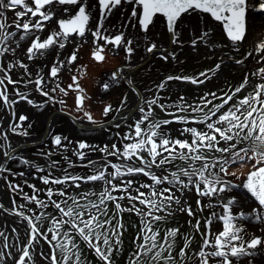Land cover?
Segmentation results:
<instances>
[{
	"label": "snow or ice",
	"instance_id": "1",
	"mask_svg": "<svg viewBox=\"0 0 264 264\" xmlns=\"http://www.w3.org/2000/svg\"><path fill=\"white\" fill-rule=\"evenodd\" d=\"M9 10L13 14L11 23L7 15ZM117 13L128 22L120 27L131 28L134 34L120 29L116 33L111 31L105 22L110 15ZM205 14L222 25L221 36L225 38L222 46L212 39L215 29L205 23ZM256 14L264 15V0H0V57L9 51L15 53L20 47L15 38L21 29L23 34L19 35V40L30 39V46L26 49L28 60L45 55L49 49H65L71 39L74 50L66 60L54 63L48 74L57 78L62 68L74 64L79 48L85 44L91 46V57L96 62H103L106 58L103 53L106 50L111 52L113 48L122 49L127 53L125 59H130L141 40L144 51L155 56L157 51H163L150 35L158 24L164 30L161 35H166L173 45H177L186 39L185 33L193 19L196 20L195 27L191 29L193 36L187 38L194 49L203 43L205 47H229L239 52L254 26ZM45 22H48L47 25ZM201 24H204L203 29ZM13 27L17 31H12ZM43 31L50 34L44 39L35 35ZM10 41L16 43L15 48L11 47ZM254 51L258 54L257 64L260 66L246 74L238 86L228 91L221 90L220 95L208 91L192 103L183 95L173 103L162 102L159 95L145 98L143 104L137 105L140 115L128 125L129 131L123 136L117 132L122 144H104L101 147L84 140L74 142L66 136L52 135L51 143L65 150L69 144H75L73 155L82 162L87 161L83 166L91 168L92 174L72 175L63 169V176L53 177L51 169L59 165V161H53L48 175L40 177L42 183L49 186L45 190L46 200L35 194H23L22 197L28 204L34 203L37 209H41L39 214L34 218L26 215L18 210L24 209V204L17 206L15 201L12 202V214L27 223V239L18 248L17 256L11 249L19 244L18 238L17 244L10 246L8 237L0 232L3 246L8 250L0 252V264H8L9 260L12 264H43L44 259L49 260L50 264H88L76 242L77 237L94 251L102 264H114V254L123 251L125 212L140 217L139 230L133 241L135 251L130 254L128 264H190L193 259H197L199 264H240L243 258L264 249V41L256 44ZM252 55V52H248L245 59ZM169 58L177 59L174 51H165L160 56L161 60ZM243 62L235 59L236 65ZM17 65L24 70L25 76L32 75L28 66L19 60L9 62L6 69L0 65V72L3 73L0 78V100L5 107L11 109L17 103L15 99L10 100L7 85L15 86L21 82L34 84L35 91L47 98L43 103L36 104L27 93L15 89L14 94L36 108H43L49 102L65 106L64 99L57 100L50 93L59 90L67 97L69 90H72L75 93L76 111L82 112L89 123L104 127L85 109V102L90 97L78 83L76 75L71 77L72 82L66 88L56 83L55 87L45 90V77L39 73H36L34 81L30 78L13 80L9 73ZM221 67L222 62L217 63L210 71L215 74ZM121 72L122 69L118 68L111 73L113 83L119 84L129 75L124 73L122 76ZM249 76L258 77L259 82L251 92L240 96L249 84ZM209 79L205 72L199 73V76L168 75L156 85V91H162L169 81L203 85ZM127 83L132 85L133 81L128 79ZM102 88L107 92L109 82H104ZM131 91L135 92V87ZM128 101L129 96L125 95L115 109L111 103H106L102 115L107 117L113 111L120 113L128 107ZM157 108L171 119H154ZM11 115L15 118V111ZM18 119L22 123L28 117L22 114ZM21 123L10 124L9 130L19 136H28V130L22 128ZM172 123L184 125L179 129L177 138H173L166 127ZM192 124L196 126H188ZM115 126L120 128L121 125L117 123ZM0 136L5 141V157L18 158L21 164L35 168L37 172L44 171L28 159L15 157V149L8 143L7 133L0 131ZM62 141L67 143L62 144ZM84 150L103 153L104 158L102 161L92 160ZM46 155L51 156L52 153ZM108 157H115L118 162L114 163ZM64 159L69 168L73 167L67 157ZM176 161L182 163L176 164ZM235 165L247 166L248 170L237 175L235 171H229ZM5 171L10 172L9 169L0 168V172ZM141 174L151 183L139 182L136 178ZM18 175L23 176L24 173ZM92 182H102V190L76 194L68 192L69 188L80 189L82 183ZM51 185L61 187L53 188ZM9 187L13 191L19 189V185L10 182ZM28 187L34 193L39 191L35 185L29 184ZM238 189L246 190L254 198L255 206L251 207L250 212L242 210L247 201H240L236 196H229L225 201L224 194ZM192 192L197 196L195 209L185 199ZM57 196L61 199H54ZM202 198H207L208 203L205 204ZM124 200L128 201L127 207L121 203ZM110 203L114 205V211L110 209ZM234 206H240L241 210L234 214ZM49 207L55 209L58 215L47 212ZM206 207L213 211L204 219L205 231L200 233L203 243L198 250L191 249L194 237H185L183 247L174 252L176 239L181 235L179 227L166 228L161 236L160 229L154 226L155 222H165L179 212L186 213L191 218L189 225L195 232H200L201 220L196 216L203 213ZM216 208H222V214L218 215ZM28 211L34 212V209L29 208ZM193 219L195 224H192ZM45 220L49 225L46 231L38 226ZM217 220L222 222V230L213 233L211 226ZM245 223L259 225L260 234L252 233L251 238L246 239ZM11 231L17 233L18 230L12 228ZM40 243H45L48 251H40L39 257H35L33 250ZM189 251H192V256H189Z\"/></svg>",
	"mask_w": 264,
	"mask_h": 264
},
{
	"label": "flooded vegetation",
	"instance_id": "2",
	"mask_svg": "<svg viewBox=\"0 0 264 264\" xmlns=\"http://www.w3.org/2000/svg\"><path fill=\"white\" fill-rule=\"evenodd\" d=\"M56 7L60 6L57 5ZM7 15L9 17V23H11L13 15L11 10H9ZM47 23L48 22H45L46 25ZM105 23L113 33H116L117 29L124 31L125 33H133L131 28L120 27L128 22L119 13L110 15ZM11 30L17 31L14 27ZM153 32L155 33L150 34L151 38L157 41L160 44V48L163 49V51H157L155 56L144 51L143 41L141 40L140 46L136 48L130 59H125L127 53L122 49L113 48L111 52L106 50L103 53L106 57L103 62H96L91 57V46L85 44L79 48L77 53L78 58L74 64L62 68L57 78H52L48 75L51 66L58 60H66V58L70 56L75 48L73 41L70 39L66 43L65 49H49L45 51V55H38L34 57L33 60H28L26 49L30 46V39L20 41L19 35L23 34V31L21 29L18 32L15 40L19 41L20 47L17 48L15 53L9 51L5 56L0 57V65L6 69L9 62L15 63L19 60L21 63L28 66V70L32 75L31 77L25 76L24 70L17 65L9 73L12 79L18 80L23 78V80H27L30 78L34 81L36 79V73H39L41 76L45 77V90H49L50 88L55 87L56 83H60L61 87L66 88L67 85L72 82L71 77L76 75L78 77V83L84 88L86 95L90 97V99L85 102V109L89 111L96 120L100 121L104 127L89 123L87 119L83 117L82 112L76 111L75 93L72 90H69V95L67 97L63 96L59 90L55 93H50L57 100L64 99L66 101L65 106H62L59 103L53 104L49 102L48 104H45L43 108H36L29 105L26 101H21L19 97L14 94V89L20 93H27L29 99H32L36 104H41L47 98L42 97L35 91L34 84L25 85L21 82L15 86L7 85L10 100L15 99L17 103L12 105L10 109L5 107L4 102L0 100V131H5L7 133L8 143L12 149H15L13 154L15 157L28 159L33 164L44 169L43 172H37L35 168L21 164L18 158L8 159L5 157L3 155L5 151L3 145L5 141L3 137L0 136V168L10 170V172H0V181L2 185L0 188V211L6 214L3 215L7 217L9 221L10 218L14 216V214H12L13 201H15L17 206L24 204L28 209L31 208L38 210L34 203L28 204L22 198L23 194H28L29 190H33L28 187L31 183H26L24 182L25 180L32 181L36 189L39 190L33 194L37 195L42 200H46L45 190L49 186L44 185L40 177L48 175L49 166L52 165L53 161H59V165L51 169L53 177L63 176L65 174L63 169H67L68 173L72 175L92 174L91 168L83 166L87 161L82 162L73 155L75 144H69L67 150H65L62 146L58 147L51 143L52 135L66 136L74 142L84 140L90 144H96L101 147L104 144H122L123 141H120V138L117 137V132L123 136L129 131L128 125L132 124L140 115L137 105L143 104L145 98H152L153 95H159L162 98V102L173 103L174 100L177 101L178 97H176V94L179 92L182 93L186 86H199L183 81H169L166 87L157 93L156 85L168 76L170 71L176 69L177 73H181L182 66L176 65L175 62L186 52L179 49L174 50L173 47H177L178 44H170V39L167 38V36H162V32L154 30ZM48 34H50L48 31L35 33V35H39L41 39L46 38ZM32 38H34V36ZM76 41L77 43L79 42V37L76 38ZM9 43L11 44V47H16L15 42L10 41ZM165 51H174L177 59L172 60L169 58L168 60H161L160 56H162ZM118 68L122 69V76L124 73H128L129 75L121 79L119 84H116L111 80V73ZM2 76L3 73L0 72V78H2ZM128 79L133 81L132 85L127 83ZM104 82H109L110 84V89L107 92L102 88ZM205 82L208 83L200 86H211L210 79L208 81L205 80ZM133 87L136 89L135 92L131 91ZM125 95L129 96L127 108L122 109L120 113L113 111L107 117L102 115V108L106 103H111L115 109L120 106L119 101L123 99ZM12 111H15L16 113L15 118L11 115ZM170 111L174 112L175 109H170ZM22 114L26 115L28 120L21 123L18 118L19 115ZM51 114L52 117L48 123V117ZM164 115L167 114L161 113L158 108L155 109L154 116ZM15 123H21V127L27 129L29 135L19 136L12 133L9 130V125ZM117 123L121 125L120 128H116L115 125ZM29 125H31L30 128L28 127ZM65 143L67 142L62 141V144ZM84 151L88 152L89 158L92 160L102 161L104 158L103 153L89 152V150ZM49 152L52 153L51 156L46 155ZM64 157H67V159L73 163V167L69 168ZM5 158L7 159L3 166ZM107 159L114 163L118 162L115 157H108ZM109 171H112V169H109ZM20 172H23L24 175H18ZM5 177H7V179H5ZM13 179L19 180V189L17 191H13L9 187V182L12 185H18L12 183ZM136 179L141 183H151L146 177H143L142 174ZM116 183H119V181H116ZM51 187L60 188L61 186L51 185ZM102 188V182H92L88 184L82 183L80 189L69 188L68 192L69 194H76L83 191L99 192ZM20 189H22V191H20ZM142 191L147 192L146 189H142ZM114 195H120V193H114ZM54 199L59 200L61 198L57 196L54 197ZM91 199L95 200L96 197H91ZM110 205V209H113L114 205L111 203ZM18 210L25 211L26 209ZM49 210L50 212L53 211L56 213V210L51 207H49ZM112 211L110 212L112 213ZM26 215L31 216L27 213ZM22 221L26 222L24 220Z\"/></svg>",
	"mask_w": 264,
	"mask_h": 264
},
{
	"label": "rangeland",
	"instance_id": "3",
	"mask_svg": "<svg viewBox=\"0 0 264 264\" xmlns=\"http://www.w3.org/2000/svg\"><path fill=\"white\" fill-rule=\"evenodd\" d=\"M205 23H207L205 21ZM208 24V23H207ZM211 26V25H209ZM212 27V26H211ZM204 28V24H203ZM202 28V29H203ZM214 28V27H213ZM215 29V28H214ZM222 30L216 27L215 32L213 34L212 39L214 40L215 44L223 45L225 38L221 36ZM186 39L181 43L178 44L177 47H173L174 50H181L183 52H186L182 55V57L175 62L176 65L182 66L181 73H177L176 69L169 72V75H188V76H199V73L205 72L207 73L208 77H210L211 86H186L185 90L181 93H177L176 97L183 95L187 98L189 103H192L200 96H202L204 93L208 91L217 92L218 95L222 94L221 90L228 91L231 88H234L235 86H238L239 83L243 81V78L246 74H249L256 70L257 67L260 65L257 64L258 54L254 51L255 45L260 43L261 41H264V15L256 14L254 26L252 30L249 32L247 41L243 44L242 49L239 52H235L231 50L229 47H215V46H209L205 47L203 43L200 44L198 49H194L191 45L190 39L187 37H192L193 33L188 35L185 33ZM248 52H252L253 55L251 57H245L247 56ZM235 59H241L244 62L241 65L235 64ZM222 62L221 69L217 70L214 74L210 69H214L215 65L217 63ZM200 79H204V77H200ZM208 81V80H206ZM259 82L258 77L249 76V84L245 91L240 93V96L246 95L248 92H251L253 90L254 85ZM208 83V82H205ZM204 83V84H205ZM211 99V97H209ZM176 102V100H174ZM216 102V101H214ZM154 119H171V117L164 115V116H154ZM188 126H196L194 124L188 125ZM172 134L173 138H177L179 136V129L184 127V125H180L177 123H172L168 126H166ZM203 127V126H200ZM183 138V137H179ZM5 161L3 163V166L5 165ZM176 164H181L182 162L176 161ZM247 167V166H246ZM244 169V167H241L240 165H235L233 167L229 168V171H235L237 175L240 174V172ZM218 171V169H217ZM70 174V173H69ZM26 183L34 184L32 181L25 180ZM13 184L19 185V180L13 179ZM149 183V182H148ZM4 184V182H3ZM5 186V185H4ZM2 187L1 181H0V188ZM5 188V187H4ZM246 192V191H245ZM243 191V189H238L232 193H226L224 194L225 201L229 196H236L238 200L240 201H247L243 205V211L250 212L251 207L255 206V201L247 195ZM33 190H29L28 194H33ZM185 199L188 200V202L192 205L193 209L196 208V199L197 196L194 192L188 193L185 197ZM202 201L207 204L208 200L207 198H202ZM125 207L128 206V201L124 200L121 202ZM138 207H142L139 204H137ZM109 207L111 205L109 204ZM25 214H30L31 216L38 215L41 209L35 210L34 212H26L28 211V208L25 207ZM114 210V207L113 209ZM241 210L240 206H234L233 207V213H237ZM146 211V209H145ZM213 211L212 208L206 207L203 211V213H197L196 219L201 220V230L200 232H195L194 229L189 225L188 221L191 219L187 216L186 213H176L174 216L169 217L165 222H155L154 226L159 228L161 231V236L163 235V232L166 228H173V227H179L181 235L177 237L176 239V248L174 252H178L179 248L183 247L184 244V238H192L191 243V249L198 250V246L203 243L201 238V232L205 231L204 228V219L208 217L211 212ZM215 211L217 214H222V208H216ZM47 212L52 214H57L53 211L50 212L49 208L47 209ZM3 212L0 211V232H3L7 237V243L11 246L13 244H17V238L19 240V244H17L16 248H12V252L14 255L18 256V248L23 246L24 242H26L27 239V223L23 222L21 218L17 216H12L10 218V221L7 217H5ZM109 215L111 216L112 213L109 212ZM160 215H163V213H160ZM26 223V224H25ZM123 223L125 226V231L122 237L123 240V251L114 254V264H128V260L130 258V254L135 251L133 241L136 238L137 232L139 230L140 226V217L136 216L135 213H123ZM192 224H195V220H192ZM42 230L46 231L48 225V221H43L38 225ZM245 227L247 229L248 235L245 236L246 239L251 238V234L255 233L256 235L260 234L259 225H253L251 223H245ZM12 228H16L18 231L17 233H13L11 231ZM211 230L213 233L218 232L219 230H222V222L220 221H214ZM214 239V237H213ZM76 242L80 245L81 252L83 254L84 259L88 261V264H102V261H100L94 254V251L89 249L87 245L82 242L78 237L76 238ZM4 241L3 238H0V252H6L7 249L3 246ZM40 251H48V246L45 243L38 244L35 249L33 250V255L35 257H39ZM57 255L59 256V250H57ZM189 256H192V251H189ZM179 259V257H177ZM8 264H12V261L9 260ZM43 264H50V261L47 259L43 260ZM190 264H199L197 259H193L190 261ZM214 264V262H213ZM240 264H264V249H260L257 251L254 255L247 256L243 258L240 261Z\"/></svg>",
	"mask_w": 264,
	"mask_h": 264
},
{
	"label": "bare ground",
	"instance_id": "4",
	"mask_svg": "<svg viewBox=\"0 0 264 264\" xmlns=\"http://www.w3.org/2000/svg\"><path fill=\"white\" fill-rule=\"evenodd\" d=\"M205 21L208 23V25H211V26L214 27L215 29H216V27H217V28L220 27V29L222 30V25H219L218 22L211 20V18L208 17L207 14H205ZM195 25H196V20H195V19H193L192 21L189 22V27H188V30L186 31V33H187L188 35L191 33V29H192L193 27H195ZM200 27H201V29H202V28H203V24H201ZM154 31H157V32H163L164 30H163V27H162L161 25L158 24L157 29H155ZM153 33H155V32H153ZM158 35H159V34H158ZM165 36H166V35H165ZM161 38H162V37H161ZM169 42H170V44H172V43H171V40H169ZM163 47H164V46H163ZM243 191L245 192L246 190H243ZM245 193H246V192H245ZM246 194L250 196V194H248V193H246ZM250 197H251V196H250ZM252 199H254V198H252Z\"/></svg>",
	"mask_w": 264,
	"mask_h": 264
},
{
	"label": "trees",
	"instance_id": "5",
	"mask_svg": "<svg viewBox=\"0 0 264 264\" xmlns=\"http://www.w3.org/2000/svg\"><path fill=\"white\" fill-rule=\"evenodd\" d=\"M247 170H248V168L246 166H244V169L241 172H246Z\"/></svg>",
	"mask_w": 264,
	"mask_h": 264
},
{
	"label": "water",
	"instance_id": "6",
	"mask_svg": "<svg viewBox=\"0 0 264 264\" xmlns=\"http://www.w3.org/2000/svg\"><path fill=\"white\" fill-rule=\"evenodd\" d=\"M51 117H52V114L48 117V123H49V121L51 120Z\"/></svg>",
	"mask_w": 264,
	"mask_h": 264
}]
</instances>
